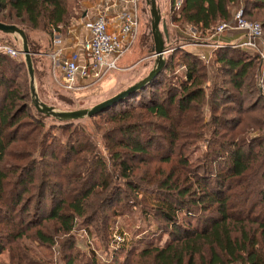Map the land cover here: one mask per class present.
<instances>
[{"label": "trees", "instance_id": "trees-1", "mask_svg": "<svg viewBox=\"0 0 264 264\" xmlns=\"http://www.w3.org/2000/svg\"><path fill=\"white\" fill-rule=\"evenodd\" d=\"M177 1L169 0L171 26L204 35L228 23L241 0ZM77 4L0 0V22L51 38L69 25ZM242 10L249 20L264 0H243ZM173 32L171 42L186 45ZM170 52L145 89L96 116L104 119L106 156L79 125L47 127L32 114L28 89L8 75L23 73L27 81L24 64L0 53V256L8 251L9 264H54V252L57 264H97L71 239L77 221L105 231V209L128 206L141 193L159 202L150 211L169 240L119 246L109 264H264V130L246 137L258 104L245 106L249 98L264 102L253 86L258 57L217 50L208 79L197 54L176 44ZM178 62L183 77L174 73ZM225 105H235L239 118L224 117ZM54 235L70 240L55 242Z\"/></svg>", "mask_w": 264, "mask_h": 264}, {"label": "rangeland", "instance_id": "rangeland-1", "mask_svg": "<svg viewBox=\"0 0 264 264\" xmlns=\"http://www.w3.org/2000/svg\"><path fill=\"white\" fill-rule=\"evenodd\" d=\"M179 1L180 0L176 2V5L179 3ZM98 2L99 0H77L78 7L77 9H75V13H74L75 17H72L67 27L61 28L60 31L58 32L56 31L52 32L51 38L48 36L49 32H45L42 30H34V31L28 30L24 26H20L24 28L28 34L27 35L28 43L37 70L36 71L37 89L41 97L48 104L50 103L53 106H57L59 108H64V109L67 108L79 109L86 105L87 106L93 105L103 100H106L112 97L113 95L119 93L130 83H132L133 80L136 78V76H138V74H140L142 71L148 68V66L150 65L153 59L150 56V52H149L150 51L149 42L151 37V33H150L151 20L147 8L145 9L144 1L141 0L138 2V6H137V11H138L137 37L131 49L127 51L118 60L117 70L110 71L108 74H106L103 78H101L98 81H94L88 84L79 83L78 85L79 87L77 88V90H74L73 93H68L63 89L61 82V69L59 65L55 66L54 63H50V60L47 59L48 60L47 61L45 58V56L48 53L52 54V50H50L48 43L50 42L51 44H53V42L61 40L62 45L65 46H69L71 42H76L79 44L83 36L85 37L84 24H86L89 20L94 19L93 13H95V10L93 8L94 6H97ZM156 2L160 7L161 12L165 13V15L167 16V22L169 24L170 30L172 29L174 31L173 33L178 35V36L176 35L177 39H179L181 42L182 39H180V37L187 40L186 45L184 44L181 45V43L172 42L171 51L174 44H176L179 47L185 46V48L187 47L188 50H191L192 52L195 53L205 48L207 50L210 44H214L211 42L210 39L211 34L209 33L202 35L199 31L194 30L189 26H182L180 24L179 25L172 24L171 26L168 17L169 13L167 14L169 10V0H156ZM241 6H243V2ZM236 9L237 7L232 12L233 14L236 11ZM247 21L258 23L262 26L264 21V10L259 11L257 14L254 13L253 17ZM109 31L112 32L113 29L109 28ZM223 34L214 37L213 39L224 37ZM263 36H264V31H263ZM235 40L236 37L232 41L233 44H235ZM0 44L10 46L17 51L16 47L10 41L5 40ZM217 44L224 45V43H220V42ZM226 47H229V45L224 46V48ZM210 50L211 52H213V54H208L206 56L203 52H201L202 54L199 53V57L201 58L204 57L207 59V60L202 59V61L206 66L205 71L208 79L214 78V71L218 67V64L215 63L216 56L213 51L215 49L210 48ZM263 51H264V47H263ZM21 58L22 57L20 55L19 60H15L13 58L10 59L21 62ZM257 59L259 63L256 64L253 86L254 89L257 91V93H260L264 98V84H262L261 86L258 82L259 74H260V60L259 58ZM174 73L177 76L183 77L185 73V66L182 65L181 62H178V64L175 66ZM8 75L10 76V80L14 79L15 85H20L22 91H24V89H28V94H29L28 77H27V81H25V77L23 73L17 77H15L12 73ZM249 97L250 96H247V98ZM255 101L256 99L249 98L245 103V106H248L250 104H258L257 113L253 115L254 117H252V119L254 120H250L251 121L250 128L246 130L247 131L246 137H248L249 139H255L259 137L264 130V102L263 101L255 102ZM232 105H225L224 107L220 108V111L223 112L224 117L226 118H239L238 116H236L235 113L236 110L235 105L234 107H232ZM231 108H234V111H231ZM206 112L207 110H205V113ZM31 113L36 116L38 115L34 113L32 110ZM103 120L104 119L101 117H96L94 119L82 120L75 124L83 128L84 133H86L91 138L92 142L96 144L98 150H100V152L104 156H106L107 152L104 149V144L100 138V134L101 132H103L102 130L103 127L105 126ZM258 120L262 122L259 123ZM45 124L47 127H49V125L51 124L59 125L47 119L45 120ZM243 128L244 126L242 127V129ZM259 129H261L262 131L261 133L259 132ZM54 135H59V134L54 133ZM36 178L37 176L35 175L33 178L34 180L31 184L33 185L36 184V180H37ZM132 202H135L136 205H132L131 204ZM158 204L159 202L155 199V197L151 193H144V194L141 193L139 194V197L136 200L134 199L130 200L128 206H126L122 202L119 205H113L111 209H109V207L105 209L104 212L110 215V219L107 223V227L105 231H103L104 229H100V227L97 228L92 224L89 225L83 221L78 220L77 225L72 231L71 239L73 240V242H76L81 252L86 253L90 257L93 256V253L89 252L92 249L88 250L85 246L86 245L85 242H95L96 245L95 248L98 250L97 251L98 255L101 256V258L98 259L99 262H103V258L109 259V257H111L110 251L112 252L111 249L112 246H114L113 242H116L114 236H119L120 233L122 236H124V242H135L134 245L136 244V242H139L138 243L139 248H141V246L149 242H154L152 243L153 245L154 244L161 245L163 244V242H168L169 240L168 235L164 234V232L161 230L163 224L155 220L153 214L150 211V209H154L155 207H157ZM114 209L119 210L118 215L115 217L112 214ZM58 239H61L62 242L64 240H70L69 238L64 239L59 235H54V241L56 242ZM30 240L23 239L22 242H26L25 245L33 248L34 245H31L29 243L31 242ZM50 257L53 258L52 262L54 264H57L58 254L55 252L51 253ZM0 264H9L8 251H5L0 256Z\"/></svg>", "mask_w": 264, "mask_h": 264}, {"label": "built area", "instance_id": "built-area-1", "mask_svg": "<svg viewBox=\"0 0 264 264\" xmlns=\"http://www.w3.org/2000/svg\"><path fill=\"white\" fill-rule=\"evenodd\" d=\"M141 0H99L98 10L94 13V19L84 24L87 34L76 46L80 52H71L63 59L61 69V82L63 89L68 93L77 90L79 83L88 84L98 81L112 70H117L118 60L131 49L138 31V2ZM143 1V0H142ZM243 1H240L232 19L228 23H222L213 30L210 39L222 35L223 33H237L241 39L232 48H240L249 55L256 56L260 60V74L258 82L264 84V36L262 26L258 23L250 22L243 17ZM124 7L118 14L112 13L118 4ZM180 2L176 5L179 7ZM109 28L113 31L110 32ZM227 34V33H226ZM73 36V35H72ZM74 37V36H73ZM61 40L53 42V45H61ZM226 45L212 44L210 47L214 52ZM0 53L7 57L19 60L20 54L10 46L0 44ZM58 52L51 57L55 59ZM201 58V57H200ZM201 59H206L202 57ZM207 60V59H206ZM111 250H116L119 246L129 247L130 242H124V236H114ZM135 243V242H134ZM86 248L92 249L97 264H109V259L103 258V262L98 259V250L95 242H85Z\"/></svg>", "mask_w": 264, "mask_h": 264}, {"label": "water", "instance_id": "water-1", "mask_svg": "<svg viewBox=\"0 0 264 264\" xmlns=\"http://www.w3.org/2000/svg\"><path fill=\"white\" fill-rule=\"evenodd\" d=\"M145 9L150 17V56L153 58L148 68L142 71L135 80L119 93L93 105H86L79 109L59 108L48 104L40 95L37 89V74L34 58L30 51L27 32L24 28L0 22V38L10 41L21 55V62L24 64L29 82V95L31 110L59 125L78 123L79 121L94 118L126 98L145 89L163 71L167 57L171 51L172 42L170 39V28L167 16L161 12L156 0H143Z\"/></svg>", "mask_w": 264, "mask_h": 264}, {"label": "crops", "instance_id": "crops-1", "mask_svg": "<svg viewBox=\"0 0 264 264\" xmlns=\"http://www.w3.org/2000/svg\"><path fill=\"white\" fill-rule=\"evenodd\" d=\"M241 1H243V0H241ZM124 7V5L123 4H118L117 5V7H116V9H114V11H112V13L115 15V13L116 14H118V12L119 11H121L122 10V8ZM94 10H95V12L98 10V8H97V6H94V8H93ZM94 14V13H93ZM86 34H87V30H85V32H84V35L86 36ZM238 34L237 33H227V34H223V36L224 37H220V38H217V39H213V40H211V42L212 43H214V44H217V43H224V45H226V46H228V45H231V44H233V40H234V38L236 37V40H235V42H237V41H239L241 38L239 37V36H237ZM83 36V35H82ZM84 37V36H83ZM240 38V39H239ZM1 39V38H0ZM76 42H71L70 44H69V46H65V45H53V44H51L50 42L48 43L49 44V47H50V50H52V54H47L46 56H45V58H46V60L47 59H49L50 60V63H54V65L56 66H58L59 65V67H60V65H61V63H62V61H63V59H65V58H67L68 56H69V53H71V52H77V53H79L80 52V48L79 47H77L76 46V44H75ZM209 45V44H208ZM212 44H210V46H211ZM210 46H208L209 48H207V50H206V48L205 49H202L201 51H199V52H194V54H197L198 56H199V53L200 54H202L201 52H203L206 56L208 55V54H213V52H211V50H210ZM187 48V47H186ZM64 51H66V52H64ZM191 51V50H190ZM55 52H58V54H59V56H57V58L55 59V62H53L54 60H53V58L51 57V55H53V53H55ZM216 53V51L214 52V54ZM48 61V60H47ZM137 77V76H136ZM135 80V79H134ZM133 80V81H134ZM139 242H136V246L138 247L139 246V244H138ZM140 245H143V244H140ZM144 246V245H143Z\"/></svg>", "mask_w": 264, "mask_h": 264}]
</instances>
